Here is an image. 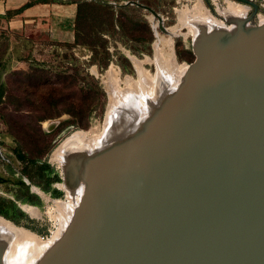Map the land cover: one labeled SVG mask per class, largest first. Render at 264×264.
<instances>
[{
	"label": "water",
	"instance_id": "95a60500",
	"mask_svg": "<svg viewBox=\"0 0 264 264\" xmlns=\"http://www.w3.org/2000/svg\"><path fill=\"white\" fill-rule=\"evenodd\" d=\"M239 1L254 9L223 15L229 27L193 20L195 59L176 88L165 78L118 110L115 126L139 121L133 131L92 153L66 150L62 183L83 185L80 200L34 264H264V21L251 23L258 3ZM126 3L173 35L155 9ZM10 234L0 226V264Z\"/></svg>",
	"mask_w": 264,
	"mask_h": 264
},
{
	"label": "rangeland",
	"instance_id": "374dc122",
	"mask_svg": "<svg viewBox=\"0 0 264 264\" xmlns=\"http://www.w3.org/2000/svg\"><path fill=\"white\" fill-rule=\"evenodd\" d=\"M129 1L142 3L141 0H109L118 9L121 5H127L128 14L139 19L142 24L148 23L153 30V41L147 49L145 42L135 43L121 33L117 25L118 33L115 36L104 34L111 53V61L106 68L92 63L93 53L87 47L52 42L44 34L28 38L18 34L12 36L5 31L0 33V56L6 51L3 58L5 69L1 68L3 74L0 78V81L6 83V92L0 102V113H3L7 120L1 121L0 127V175L6 179V182H0V196L8 199L13 197L20 202L18 196L23 195L25 191L16 183L17 179L24 180L26 177L36 186L41 181L37 176L38 170L34 167H31L33 180L22 174L24 165L17 159L15 148L22 149L29 157L40 159L39 163H49L55 175H58V178L51 182V188L55 192L60 191L61 195L50 198L46 194L41 196L34 192L42 203L41 215L32 217L25 212L23 219L25 223L37 228L38 231L33 230L43 239H49L59 226V220H55L47 212L54 209L55 199H66V192L59 186V183L63 182L61 166L53 160V154L75 130L103 131L110 101L105 85L108 69L112 66L117 70L115 71L120 87L126 88L128 82L129 86L137 88L129 94L131 98L145 101L146 97L155 94L159 81H166L168 76L166 77L165 72L171 76L167 80L174 83L177 70L173 65L167 66L170 62L167 60L172 57L177 65L186 66L195 59L193 35L189 33V28L181 23L179 11L193 9L199 0H142L149 2L150 7L163 17L164 25L169 31L171 27L178 26L173 35L159 28L158 19L150 11L136 4L126 3ZM201 1L213 16L225 21L220 11L227 9L228 0ZM233 1L243 4L246 15H250L254 9L248 3ZM253 1L259 4V9L251 23L258 24L264 19V0ZM122 55L130 60V68L124 66ZM133 57L139 61L138 67L133 62ZM32 63H37L39 68L45 69L41 71L45 77L42 81L35 80L32 85L26 86L24 83L31 80L24 73L37 72L36 68H30ZM113 82H116V79H113ZM82 103L91 105L85 108ZM72 106L75 114L69 112ZM41 117L45 118L39 121ZM69 126L73 128L67 131Z\"/></svg>",
	"mask_w": 264,
	"mask_h": 264
},
{
	"label": "bare ground",
	"instance_id": "6f19581e",
	"mask_svg": "<svg viewBox=\"0 0 264 264\" xmlns=\"http://www.w3.org/2000/svg\"><path fill=\"white\" fill-rule=\"evenodd\" d=\"M244 6L239 3L228 0V7L226 10H221L220 13L224 16H232L235 18H244L247 16L245 14ZM189 12V13H187ZM180 21L183 25L189 28V33L193 35L194 38L199 36L200 29L198 26L194 25L193 20H197L200 23H204L208 29L216 27H229L230 25L226 22L213 16L204 6V3L199 0L194 8L191 10L179 11ZM262 20V19H261ZM264 21V20H263ZM178 26L171 27L173 34L176 33ZM171 42V41H170ZM172 44V42H171ZM167 66L173 65L174 69L177 70L176 79L172 83V88H176L180 81L182 80L184 71L187 66L177 65L175 58L172 57L167 60ZM133 62L138 67L139 61L133 57ZM107 71V78L105 80V85L109 92V107L105 117L104 129L102 132L89 131L86 130H76L72 135L64 140V142L56 148L53 154V160L59 162L61 165L62 159L67 151H76V150H86L90 153L95 152L103 148L108 143L112 142L115 138L128 134L133 131L138 125L139 121H135L131 125L122 126L120 123L116 125V121L119 120L120 111H118L125 102H129V99H133L129 96L130 93L135 92L137 88L129 86L128 82L126 83V88H122L119 85L118 75L114 70V67ZM94 71L96 72L95 68ZM165 72V71H164ZM166 77H171L167 75ZM113 79H116V82H113ZM123 102V103H122ZM145 112V110H144ZM142 111V113H144ZM141 113V114H142ZM143 117V116H142ZM122 126V127H121ZM122 132V134H120ZM120 134V135H119ZM59 186L66 191V199H57L54 201V207L56 209V214L52 217L55 220H59V226L53 232L52 236L49 239H43L41 236L32 233L26 229L22 228H13L11 224L6 222L0 217V226L4 229H10V238L7 242L6 254H5V263L6 264H34L40 256L56 241V239L61 234V231L67 226L70 221L73 211L80 200V195L82 192V187H79L74 192H71L70 189L65 187L63 183H60ZM78 191V192H77ZM26 211L31 215L38 214V211L34 207H25Z\"/></svg>",
	"mask_w": 264,
	"mask_h": 264
},
{
	"label": "trees",
	"instance_id": "16d2710c",
	"mask_svg": "<svg viewBox=\"0 0 264 264\" xmlns=\"http://www.w3.org/2000/svg\"><path fill=\"white\" fill-rule=\"evenodd\" d=\"M58 0H31L27 6L35 4V3H46L53 2ZM69 3L77 4V12L75 18V38L74 41L70 44L72 46H83L87 47L92 51V63H97L101 68H106L111 59V53L108 50V39L104 37V34L110 33L112 36H115L118 33L116 26L120 27L121 33H123L127 38L133 40L135 43H143L145 42V47L147 49L150 48L151 42L153 41V30L148 23H141L139 19L134 18L132 15L126 12L127 5H121L118 8L115 7L114 4L110 3L109 0H65ZM142 3H146V5L150 6L149 2L142 1ZM118 11V13H117ZM6 52V51H5ZM0 56V78L3 74L1 68H4V55ZM122 61L124 62V66L126 68L131 67L130 60L121 56ZM33 61V60H32ZM36 68L37 72L32 73H24L31 80L29 83H24V85L29 86L32 85L33 81H42L45 75L41 73L44 71V68H39L40 66L37 63L30 64V68ZM46 80V79H45ZM44 80V81H45ZM6 92V83L4 81H0V102L4 97ZM27 92V91H26ZM25 99V98H23ZM22 100V98H20ZM27 100V99H26ZM83 107L90 106L91 103H82ZM22 106V104H21ZM74 106L69 109V112H73ZM84 110H82L83 112ZM88 114V110H87ZM45 117H41L38 120L41 121ZM84 120V119H81ZM1 121L7 122L5 115L0 113V127ZM15 153L17 159L22 162L24 165L23 174L28 175V177L33 180V174L31 172V167L36 168L37 176L43 182L45 181L46 187H49V183L58 178V175H55L54 178L50 176L53 171L52 167L46 161L43 163H39L40 159L29 157L22 149L15 148ZM40 181V182H41ZM0 182H6V179L0 175ZM16 183L24 189V194L31 197L35 196L30 192V186L26 184L23 179H17ZM0 214L5 215L6 217H15V216H25V212L22 211L18 205L12 199H8L0 196Z\"/></svg>",
	"mask_w": 264,
	"mask_h": 264
},
{
	"label": "crops",
	"instance_id": "0c3cea01",
	"mask_svg": "<svg viewBox=\"0 0 264 264\" xmlns=\"http://www.w3.org/2000/svg\"><path fill=\"white\" fill-rule=\"evenodd\" d=\"M31 0H0V33L34 37L44 34L57 43L75 38L77 4L66 1L35 3Z\"/></svg>",
	"mask_w": 264,
	"mask_h": 264
},
{
	"label": "flooded vegetation",
	"instance_id": "af4514ba",
	"mask_svg": "<svg viewBox=\"0 0 264 264\" xmlns=\"http://www.w3.org/2000/svg\"><path fill=\"white\" fill-rule=\"evenodd\" d=\"M233 1V0H232ZM238 3V2H237ZM243 5V4H242ZM246 6V5H245ZM110 70V69H109ZM108 70V71H109ZM22 174H23V172H22ZM54 175H55V171L53 170L52 172H51V174H50V176H52L53 178H54ZM57 183V182H56ZM50 185H49V187H46V185H45V183L44 182H40L39 183V187L42 189V190H44L46 193V195L47 196H49L50 198H54V197H59L60 195H61V192L59 191V192H55L52 188H51V182L49 183ZM60 184V183H59ZM54 186H56V185H54ZM30 192L31 193H33L34 194V192L35 191H32L31 190V188H30ZM42 196V195H41ZM18 199H20L21 201H23V202H27V203H30V204H33V205H35V206H31V205H22V207L25 209V207H34L37 211H38V214H36V215H31L30 213H28V211H27V213L29 214V215H31L32 217H40V215H41V207H42V203L40 202V200L35 196H31V197H28V195H26V194H23V195H21V196H18ZM55 200H57V199H55ZM54 200V201H55ZM25 211H26V209H25ZM48 214H50V216L52 217L54 214H56V209H55V207H54V209L53 210H49L48 212H47ZM25 217L24 216H15V217H10V219H12V220H14L15 222H17V223H19V224H22V225H25V226H28L29 228H31V229H35V230H37L38 231V229L37 228H35V227H33L32 225H30V224H27V223H25L24 222V219Z\"/></svg>",
	"mask_w": 264,
	"mask_h": 264
},
{
	"label": "built area",
	"instance_id": "2783aa9c",
	"mask_svg": "<svg viewBox=\"0 0 264 264\" xmlns=\"http://www.w3.org/2000/svg\"><path fill=\"white\" fill-rule=\"evenodd\" d=\"M264 19H262V21H263Z\"/></svg>",
	"mask_w": 264,
	"mask_h": 264
}]
</instances>
